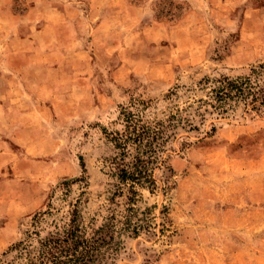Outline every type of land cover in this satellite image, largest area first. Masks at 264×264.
<instances>
[{
    "label": "rangeland",
    "instance_id": "1",
    "mask_svg": "<svg viewBox=\"0 0 264 264\" xmlns=\"http://www.w3.org/2000/svg\"><path fill=\"white\" fill-rule=\"evenodd\" d=\"M259 63L264 0H0V264H39L75 208L113 222L101 264H264V107L197 108ZM128 112L173 123L152 187L115 174Z\"/></svg>",
    "mask_w": 264,
    "mask_h": 264
},
{
    "label": "trees",
    "instance_id": "2",
    "mask_svg": "<svg viewBox=\"0 0 264 264\" xmlns=\"http://www.w3.org/2000/svg\"><path fill=\"white\" fill-rule=\"evenodd\" d=\"M200 82L210 83V90L207 98L200 100L201 104L197 107L199 109L205 106L213 113L223 115L238 102L250 109L264 107V63L252 66L246 75L205 77ZM125 116L124 132L117 133L114 138L115 147L119 150L114 160H120L116 164L115 174L119 181L152 187L154 179L148 171V164L154 159L156 148L164 142L165 128L173 123L169 121L166 126H161L156 122L157 128H153L144 124L133 113L128 112ZM131 145L134 146L135 153L131 160L125 161L124 157L131 155ZM79 218V212L75 208L69 223L41 243L39 264H101L105 250L113 249L112 246L117 243L113 234V222L102 224L94 230L92 236L87 237Z\"/></svg>",
    "mask_w": 264,
    "mask_h": 264
},
{
    "label": "crops",
    "instance_id": "3",
    "mask_svg": "<svg viewBox=\"0 0 264 264\" xmlns=\"http://www.w3.org/2000/svg\"><path fill=\"white\" fill-rule=\"evenodd\" d=\"M259 10H260V8H251L250 10H249V12H250V16H256L257 15V12L259 13ZM247 14V13H246ZM256 19V20H255ZM246 20H248L247 22H253V23H256L257 22V18L256 17H252V18H247ZM245 20V21H246ZM259 22V21H258ZM51 62V61H50ZM49 62V64H51ZM78 62L79 61H74V62H71L72 64H78ZM65 62H61V63H59V64H62V66H63V64H64ZM166 63V62H165ZM163 64V65H165V66H162V68H168V66H169V64ZM39 65V64H38ZM40 65L41 66H47L48 65V63H47V61H42L41 63H40ZM74 70H76V71H74V72H72V71H67V70H65V68H64V66L62 67V68H60V72L62 73V76H64V75H67L68 74V77H70V79L72 78V76L74 75V74H76V72L77 71H80V68H76V69H74ZM150 70L151 71H153V72H156V70H159V68H154V69H152V68H150ZM5 110L7 111L8 110V107L7 108H5ZM36 126H38V125H36V123H34V127H36Z\"/></svg>",
    "mask_w": 264,
    "mask_h": 264
}]
</instances>
